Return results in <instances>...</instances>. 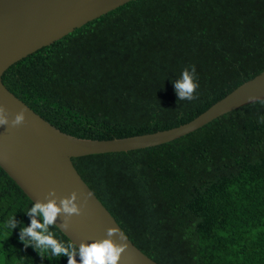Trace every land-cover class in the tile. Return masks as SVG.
<instances>
[{
	"label": "trees",
	"instance_id": "16d2710c",
	"mask_svg": "<svg viewBox=\"0 0 264 264\" xmlns=\"http://www.w3.org/2000/svg\"><path fill=\"white\" fill-rule=\"evenodd\" d=\"M191 65L198 97L178 101L173 82ZM262 71L264 0H131L13 64L3 81L61 130L102 139L186 123ZM73 162L160 264H264V99L160 145ZM32 203L0 166V264H67L20 241ZM13 216L22 225L12 230Z\"/></svg>",
	"mask_w": 264,
	"mask_h": 264
},
{
	"label": "water",
	"instance_id": "95a60500",
	"mask_svg": "<svg viewBox=\"0 0 264 264\" xmlns=\"http://www.w3.org/2000/svg\"><path fill=\"white\" fill-rule=\"evenodd\" d=\"M129 1L0 0V105L8 110L9 120L21 109L25 110L24 124L14 128L0 125V166L34 203L46 202L51 189L60 197L74 190L90 194L83 214L74 215L69 228H63L62 216L56 221V226L77 247L81 242L90 244L106 238L107 229L115 227L119 231L112 239L128 245L118 264H160L130 239L84 180L73 158L156 146L193 132L225 113L264 99V71L186 123L154 132L102 139L78 137L61 130L3 81L4 73L13 64ZM121 233L124 240L120 239Z\"/></svg>",
	"mask_w": 264,
	"mask_h": 264
},
{
	"label": "clouds",
	"instance_id": "9594fccd",
	"mask_svg": "<svg viewBox=\"0 0 264 264\" xmlns=\"http://www.w3.org/2000/svg\"><path fill=\"white\" fill-rule=\"evenodd\" d=\"M174 90L178 101L197 99L199 88L198 75L195 65L185 67L180 77L173 82ZM25 123V110L21 109L9 120L8 110L0 105V125L8 127H18ZM90 194L72 191L70 195L57 196L56 190L51 189L46 196V202L37 200L25 212L31 218L30 225L23 226L15 216L8 222L11 229L21 223L19 239L25 247L31 245L41 257L47 256L49 260L61 256H67V264H118L121 254L128 247L126 243H117L112 237L119 231L115 227L107 229L106 238L92 243L81 242L79 247L75 243L65 244L55 238L50 228L55 227L59 217H63L62 225L64 229L69 228L71 218L83 214L87 207ZM81 196L83 197L81 199ZM42 220V222H41ZM120 239L125 236L121 233ZM79 255V261L76 259Z\"/></svg>",
	"mask_w": 264,
	"mask_h": 264
}]
</instances>
